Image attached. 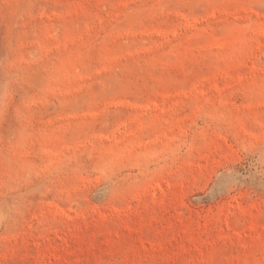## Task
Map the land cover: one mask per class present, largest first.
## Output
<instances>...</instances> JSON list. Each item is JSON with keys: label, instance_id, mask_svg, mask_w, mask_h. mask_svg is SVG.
I'll use <instances>...</instances> for the list:
<instances>
[{"label": "rangeland", "instance_id": "374dc122", "mask_svg": "<svg viewBox=\"0 0 264 264\" xmlns=\"http://www.w3.org/2000/svg\"><path fill=\"white\" fill-rule=\"evenodd\" d=\"M0 264H264V0H0Z\"/></svg>", "mask_w": 264, "mask_h": 264}]
</instances>
